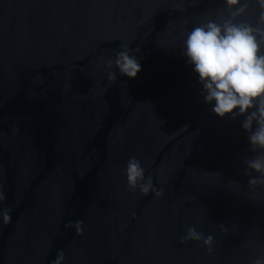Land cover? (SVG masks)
I'll return each mask as SVG.
<instances>
[{
  "label": "water",
  "instance_id": "95a60500",
  "mask_svg": "<svg viewBox=\"0 0 264 264\" xmlns=\"http://www.w3.org/2000/svg\"><path fill=\"white\" fill-rule=\"evenodd\" d=\"M0 264H264V0H0Z\"/></svg>",
  "mask_w": 264,
  "mask_h": 264
}]
</instances>
